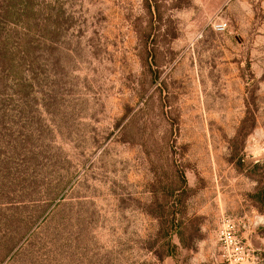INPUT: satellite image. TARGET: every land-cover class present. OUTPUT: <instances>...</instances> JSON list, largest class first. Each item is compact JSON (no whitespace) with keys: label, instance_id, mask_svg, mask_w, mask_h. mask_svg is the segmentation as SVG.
Masks as SVG:
<instances>
[{"label":"rangeland","instance_id":"rangeland-1","mask_svg":"<svg viewBox=\"0 0 264 264\" xmlns=\"http://www.w3.org/2000/svg\"><path fill=\"white\" fill-rule=\"evenodd\" d=\"M228 218L264 245V0H0V264H221Z\"/></svg>","mask_w":264,"mask_h":264},{"label":"built area","instance_id":"built-area-1","mask_svg":"<svg viewBox=\"0 0 264 264\" xmlns=\"http://www.w3.org/2000/svg\"><path fill=\"white\" fill-rule=\"evenodd\" d=\"M221 264H263V253L240 234L239 223L228 218L218 229Z\"/></svg>","mask_w":264,"mask_h":264},{"label":"crops","instance_id":"crops-1","mask_svg":"<svg viewBox=\"0 0 264 264\" xmlns=\"http://www.w3.org/2000/svg\"><path fill=\"white\" fill-rule=\"evenodd\" d=\"M259 228L258 225H252L248 224L243 226L242 229H240L242 237L251 245H253L256 249L260 250L262 253L264 252V245L260 244L259 241L256 239L257 236H254L255 227ZM256 237V238H255ZM264 244V239L262 240ZM169 264H173L172 262ZM264 264V263H263Z\"/></svg>","mask_w":264,"mask_h":264}]
</instances>
